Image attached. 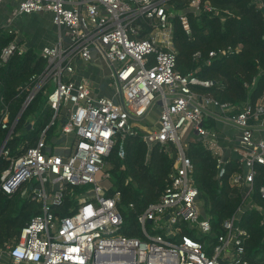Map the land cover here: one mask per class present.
Wrapping results in <instances>:
<instances>
[{"label":"built area","instance_id":"1","mask_svg":"<svg viewBox=\"0 0 264 264\" xmlns=\"http://www.w3.org/2000/svg\"><path fill=\"white\" fill-rule=\"evenodd\" d=\"M188 3L197 13L217 11L202 0ZM169 6L168 0H20L11 21L19 14L49 12L64 33L58 43L42 50L46 68L31 77L23 104L27 106L53 79L56 87L47 99L54 110L51 122L21 154L12 155L7 148L12 132L0 148V156L10 161L1 175V189L12 196L27 186L29 191L24 192L41 204V212L26 223L19 239L0 249L9 264H264L246 255L249 233L237 223L236 213L223 221V232L209 242L211 253L195 235L184 232L187 227L207 235L213 227L208 217L201 216L194 163L185 150L186 134L193 131L216 147L217 132L208 128L206 120L216 115L211 114V106L219 108V116L240 130L242 171L233 182L249 184L251 191L257 165H264V139L254 138L255 127H264V98L243 107L220 101L202 91L213 86L214 80L201 78L195 69L180 71L173 18L179 19L187 33L191 26L185 12L177 14ZM11 21L7 31L13 34ZM25 50L14 38L2 48L0 64ZM230 52L228 46L209 55ZM95 55L109 67L115 97L96 95L87 80L73 77L77 60L91 62ZM200 56V51L194 53V58ZM205 64H211V59ZM155 105L161 107L158 125L144 133L143 139L150 148L155 143H171L176 155L168 183L157 200L135 211L133 230L138 234L129 235L119 207L121 194L108 193L114 186L108 157L116 146L119 156H126L125 139L138 133L134 121L144 118ZM0 116L1 128L15 127L18 115L10 125L7 104ZM59 116L63 134L76 136L64 154L47 150L49 127ZM75 188L81 190L67 213L56 212ZM260 192L264 196V186ZM129 207L135 209L133 203Z\"/></svg>","mask_w":264,"mask_h":264},{"label":"trees","instance_id":"2","mask_svg":"<svg viewBox=\"0 0 264 264\" xmlns=\"http://www.w3.org/2000/svg\"><path fill=\"white\" fill-rule=\"evenodd\" d=\"M202 1L211 3L217 11L203 10L197 13L190 8L189 0H168L169 10L177 14L185 12L191 26V32L187 33L179 19L173 18L177 68L183 73L195 69L201 78L214 80L213 86L202 88V91H209L220 101H229L238 106L245 101L256 104L264 95V0ZM14 38V33L0 29V52ZM228 46H231L232 52L226 55H209L212 50L218 51ZM198 51L201 56L196 59L194 53ZM207 58L211 59L209 65L205 64ZM46 64L42 49L35 44H30L22 53H14L7 62L0 64V110L4 104L8 105L10 125L30 92L31 77L41 74ZM253 79H256L255 85H252ZM45 87L37 92L16 122L7 143L12 155L21 154L34 145L42 130L51 122L54 110L47 102ZM52 128L53 125L49 127V132ZM8 131L9 128L0 126V146ZM142 135L138 131L125 139L124 158L118 154L119 146L108 157L114 185L108 193L120 192L119 207L126 220L125 233L129 235L138 234L132 228L137 225L136 212L143 211L150 202L157 200L168 183V174L176 155L173 144L163 146L155 143L148 158L149 145ZM22 144L25 148L18 149ZM186 154L194 163L201 216L208 217L213 227L211 233L200 237L195 230L187 227L184 232L195 235L211 253L209 242L217 239L223 232V221L233 216L244 202L241 186L233 182L234 175L242 170L241 162L239 159L223 160L221 167L224 173L220 175L218 158L221 156L203 139L188 142ZM9 164L8 159L0 156V249L7 242H16L26 223L41 212V204L32 201L29 192H24L25 189L29 191L27 186L12 196L1 189V175ZM262 186L264 165L260 164L257 165L252 192L254 205L244 209L237 221L249 233L245 242L248 258L259 262L264 261ZM80 190L75 188L73 192L70 191L66 196V205L55 211L67 213L68 206L74 202ZM130 203L135 209L129 207Z\"/></svg>","mask_w":264,"mask_h":264},{"label":"crops","instance_id":"3","mask_svg":"<svg viewBox=\"0 0 264 264\" xmlns=\"http://www.w3.org/2000/svg\"><path fill=\"white\" fill-rule=\"evenodd\" d=\"M11 1L12 0H3V3L0 5V29H6L8 27L7 25L11 21L13 14L15 12L16 7H14L12 4L10 5ZM47 14L49 15V13ZM29 15L30 14H27V16ZM43 18H46V17H45V14L42 12L36 13L35 15L34 14L31 15L28 19L31 20L32 22L28 23L25 29L23 27L17 28L18 30L21 31V34L23 36V37L18 36L17 41L21 44H24L26 48L30 44H35L42 50L45 47H51L55 45L56 43H58L60 35L63 36V33H64L63 29H60L56 25L58 28L57 37H56V34L54 35L52 32H50L51 25H48V24L46 25L42 20ZM49 19L51 20V24L54 25L52 22V15H49ZM13 22H14V19L10 23L11 27H12ZM64 38L65 36L63 37V39ZM65 41L66 39H64V42ZM73 77L77 80H87L96 95H106L110 97L116 96V90H115V93H112L108 90V88H106L102 84V79H104L105 77H109V67L104 60L96 57V55L94 56V59L91 62H84L83 60L78 59L76 62V70H75ZM255 84H256V79H253L252 85H255ZM204 92H207V91H204ZM263 98H264V95L261 97V99ZM248 102L249 101H245L241 103L239 106L243 107ZM154 107L149 111L148 114H146V116L143 119L150 118L152 116V114L154 113L153 112ZM210 109L211 111L214 112V113H211V112L210 113L216 114V115L207 117L206 123L210 130L217 132V138L215 140L217 143V146L212 148L208 140H204V139L203 140L209 144L211 149L216 154H219V156H221L218 158V165H219V159H222L220 162V166L218 167L222 168L221 164L223 160H227V159H239L240 160V153H241L240 130L236 128L235 126H233L231 123L226 122L221 116H219V114H221V110L219 108L211 106ZM157 116L159 115L157 114ZM158 118L156 119L152 118V126H151L152 128L157 127ZM61 119H62L61 123L63 124V118ZM55 126H56V122L53 125V127ZM49 134L50 133L48 132V135ZM48 135H47V145H48L47 150L52 151V152H57V153H63V154L68 153L70 151L76 139L75 134L71 133V134L66 135V134H63L62 131H61V135H58V136L51 134L52 135L51 138L53 140H50V141H49ZM254 138L257 140L264 139V127H258V126L255 127ZM184 140L186 141L188 145V142L201 140V138L198 137L193 131H189L186 134ZM152 146L151 148L149 147L148 158L150 157ZM240 186L242 188L244 202L242 206L239 208V210L236 212V215H238V219L244 209L254 205V203L252 202L253 189H251L250 191V186L249 184H246V183H243ZM253 187H254V184H253ZM68 209H69V206H68ZM135 227H137V225ZM226 260H230V258H227ZM0 263L9 264V259L7 258L6 255L1 254V251H0Z\"/></svg>","mask_w":264,"mask_h":264},{"label":"rangeland","instance_id":"4","mask_svg":"<svg viewBox=\"0 0 264 264\" xmlns=\"http://www.w3.org/2000/svg\"><path fill=\"white\" fill-rule=\"evenodd\" d=\"M19 1L20 0H12L11 1V3H10V5L12 4L14 7H16V9H17V6H18V4H19ZM5 2V1H4ZM11 8H12V6H11ZM15 9V10H16ZM36 13H39V12H34V13H30V15L29 16H27V14H19V15H17L16 17H15V19H14V22H13V24H12V27H13V29L14 30H16V33H14L15 34V39H18V36H20V37H23L22 36V34H21V31L20 30H18L17 28H19V27H23L24 29L26 28V25L28 24V23H31L32 21L31 20H29L28 18L31 16V15H35ZM42 13H44L45 14V17L46 18H43L42 20H43V22L47 25H51V28H50V32H52L54 35L56 34V37H57V30H58V28H57V26L54 24V25H52L51 24V20L49 19V15H51V13H49V12H47V13H49V15L47 14V13H45V12H42ZM55 26V27H54ZM10 27H11V25H10ZM11 27V28H12ZM6 31H7V28L5 29ZM28 34V33H27ZM102 84L106 87V88H108V90L110 91V92H112V93H115V88H114V86H113V81H112V78L110 77V75H109V77H105L104 79H102ZM56 87V83H55V81L52 79V80H50V82L48 83V85L44 88L45 89V91L47 92V94H49L51 91H53L54 90V88ZM160 111H161V107L159 106V105H157V106H155L154 107V113L152 114V116L150 117V118H146V119H143V118H141L140 120H137V121H134V125H135V128L138 130V131H140L141 133H146L148 130H151V129H153L151 126H152V118L153 119H156V118H158L159 116H157V114L158 115H160ZM62 119H61V116H59L58 118H57V120H56V126L55 127H53V129L51 130V132H49L50 134L48 135V137H49V141L50 140H53L52 138H51V134H53V135H55V136H58V135H61V131H62V121H61ZM187 148V145H185V149ZM106 183V182H105ZM196 231V233L198 234V237H200V236H202V234H201V232L199 231V230H195ZM5 263V262H4Z\"/></svg>","mask_w":264,"mask_h":264},{"label":"water","instance_id":"5","mask_svg":"<svg viewBox=\"0 0 264 264\" xmlns=\"http://www.w3.org/2000/svg\"><path fill=\"white\" fill-rule=\"evenodd\" d=\"M25 108H26V106H23V107H22L21 111H20L19 114H18L17 120L21 117V115H22L23 111L25 110ZM13 127H14V126H13ZM13 127H12V128L10 129V131L7 133L5 139L3 140L2 144H1V147L4 145V143L7 141L8 137L10 136V133L12 132ZM29 127H31V125H30ZM1 147H0V148H1Z\"/></svg>","mask_w":264,"mask_h":264}]
</instances>
